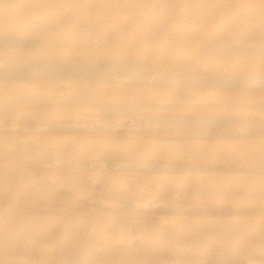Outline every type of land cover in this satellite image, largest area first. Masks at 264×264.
I'll return each instance as SVG.
<instances>
[{"label":"rangeland","instance_id":"374dc122","mask_svg":"<svg viewBox=\"0 0 264 264\" xmlns=\"http://www.w3.org/2000/svg\"><path fill=\"white\" fill-rule=\"evenodd\" d=\"M0 31L40 41L0 58L22 51L124 58L143 73L264 72V49L219 41L264 40V0H0ZM206 112L262 119L264 90L131 78L0 82V264H264V213H256L264 172L230 169L263 166L264 139L216 143L130 125L135 114ZM138 160L195 167L148 173L132 169ZM183 203L211 215L154 209ZM228 205L240 210L219 216Z\"/></svg>","mask_w":264,"mask_h":264},{"label":"bare ground","instance_id":"6f19581e","mask_svg":"<svg viewBox=\"0 0 264 264\" xmlns=\"http://www.w3.org/2000/svg\"><path fill=\"white\" fill-rule=\"evenodd\" d=\"M260 40L256 44H240L235 43L234 41L226 42L223 41V39L219 41L225 42V44L229 47L228 49L232 48L233 50L234 48L235 51H237L236 49H240V51H256L264 49V40ZM221 42L219 44H221ZM39 43L40 41L35 38L25 41L18 36L0 31V52L14 46H18L29 51L35 47V45H39ZM20 52L21 53L19 55L14 54L12 57L0 58V82L8 83L10 81H19L24 79H52L57 82L91 81L105 83L118 78L120 80L131 78L147 84L153 83L165 86L183 85L189 87L225 88L233 91L247 88H259L264 90V72L256 70L245 69V71L235 70L232 72L213 70L204 73L198 71L165 70L159 66H155L152 68L151 72L143 73L138 70L131 61L124 58H98L90 56L66 57L43 54L34 55L22 53V51ZM152 79L153 81L151 82ZM131 118L133 119V123L130 124L131 127L137 129L147 128L151 131L171 132L176 134L187 133L191 135L189 139L194 140L204 139L206 141L210 140V142L214 141L218 143L220 141L229 142L235 140L254 142L259 139H264V118L251 119L239 115L226 116L207 112L191 114L152 113L145 116L135 114L131 115ZM26 122L31 129L36 130L38 128L35 123H29L31 122L29 120H26ZM111 127H113L112 124L96 127L87 125L84 128L76 126L74 129H77L78 132L80 129L89 130L88 132H90V130L91 132H97L98 130H103L105 128L112 129ZM74 132H76V130ZM67 165L68 167L85 166L84 161H69L67 162ZM99 165L101 167H113L114 164L106 162L99 163ZM124 166H126V164ZM193 167H195V165L192 166L181 162L170 161L138 160L132 162L133 170L145 171L148 173L184 171ZM248 168L249 169H244L243 166H237V168L230 169L236 172H264V165H250ZM151 203L152 202L149 204L151 205ZM142 209H144V211H152L148 207H143ZM154 209L157 212H168L172 214L193 213L202 216L211 215V209L209 206H200L197 204L191 206H186L184 203L180 205H159ZM132 210L136 211L137 209L133 208ZM238 210H240L239 206L228 205V209L222 212L220 211L219 216H227L228 214H231L232 211ZM242 213L253 214V210L243 211ZM256 213H264V208L257 210ZM232 214H236V212H233ZM212 215L215 216L217 214L213 213ZM207 262L209 263L210 261ZM214 262L213 264H215ZM216 263H219V261H216ZM224 263L226 264V262ZM234 263L244 264L243 262L238 261Z\"/></svg>","mask_w":264,"mask_h":264}]
</instances>
